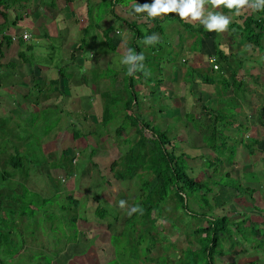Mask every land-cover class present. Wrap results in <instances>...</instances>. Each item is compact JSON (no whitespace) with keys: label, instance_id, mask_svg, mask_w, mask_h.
<instances>
[{"label":"rangeland","instance_id":"374dc122","mask_svg":"<svg viewBox=\"0 0 264 264\" xmlns=\"http://www.w3.org/2000/svg\"><path fill=\"white\" fill-rule=\"evenodd\" d=\"M34 1L36 5H49L47 13L45 14L49 15L50 11H52V17H49L50 20L46 16L49 23H43L41 26L32 25L30 21H32L33 18H35V14L38 13V8L32 6L35 5L33 4L34 2L27 3L28 5L22 3L19 8L14 10V13H9V18L13 19L15 15L21 12L24 13L27 10L28 15L24 17L25 19L17 22L21 28L27 29V31L21 32V34L25 33L27 35L25 41L32 45V49L25 51V58L30 61L32 60L33 64L41 70V72L35 70V77L41 80L35 81L33 87L27 91L29 96L26 98L28 99L26 103H29V100L34 97L38 99L43 93L52 91L54 92V98L51 99L46 106L40 105L41 110L45 109L44 111L25 116L21 115L15 122L27 125L31 132L28 137L23 139L18 138L20 145H22V147L19 148L22 154V167L14 170L4 159V165H0L2 169L0 176L1 173L3 174V171L9 175V178L5 177V182H0V189L8 188L7 192L0 194L3 211L5 210V214L7 215L13 212L12 209L16 211V213L20 212L22 207H27L29 203L27 202L28 200H34L35 203L33 206L38 210H35L33 213L31 210L26 209V215H34V218L30 220V224L35 223V226L41 231L39 235H36L38 239L33 242V246L36 250H41V252L48 251L53 255L52 259L55 261L50 264H104L116 257H121L123 254L121 251L122 247H126V240L122 239L118 243H113L110 241V235L120 233L124 225L125 216L128 215V210L126 214L122 213L119 215L117 221L114 222V218L111 214H106L103 218L98 217L96 215L97 213H95L97 205L101 200L106 203L105 205L110 204L111 206L116 205L117 207L119 201L124 200L126 201L125 207L128 208L130 206V201H134L133 196L139 193V185L132 183L134 178L130 180H119L115 178L113 170L110 169V164L116 157L115 150L117 148V142L115 139H117V135L115 129L123 119L124 112L120 111L118 114L115 113L113 115V110L107 109V107L111 109L108 102V98H110L109 95L105 93L102 95L103 92H109L110 96L114 98L117 88H122L123 86L125 71L122 70L120 60L123 54L130 49L128 47L129 39L127 37H129L132 32L125 24L124 26H120L119 23L121 22L116 21L112 14H108L102 19V14L105 12L100 13V10L107 7L103 5L102 8H99L101 6L100 0ZM151 2H153V0H136L134 4H150ZM50 5H52L53 8ZM132 5L133 4H130L129 7L123 8L116 7L115 13L125 17L129 21L137 20L143 15H147V13H135L132 9ZM90 6H92L94 13V16L91 17L87 15ZM206 7L211 11L221 12V7L219 9H212L210 5H206ZM28 10H30V12ZM39 10L43 11L42 5L39 7ZM45 12L46 11H44V13ZM230 15L231 14L228 16L231 17ZM141 20H143V18ZM189 23L195 26L199 25L198 21ZM89 25L91 27H86ZM176 25L178 26V23L175 19L167 18L164 24V30L168 35L167 39L172 42V50L174 46L172 54L168 56L167 59L172 60L175 57L177 58L170 62L162 60L160 67L164 71L160 74L151 71L155 73L151 74L150 77L155 76L161 80V83L158 84L157 87H150L148 81L144 80L143 77L136 79L135 82L139 96L143 99L141 105L135 112L139 113L142 117H146L153 108L156 107V109H158L160 103L164 104L168 102L170 103V108L166 112L158 111L154 114V120H158L161 126H163L161 121L167 118L166 127H168L170 123L175 124V122L179 120L178 116L169 117L171 110L174 111V114H183L185 110L198 115L199 113H203V105H207L208 108L211 106L215 109L217 107V97L219 96H223L222 102H226V104L229 102L228 97L233 98L230 103L236 102L237 99L240 98L238 95L235 96L232 94V91H228L226 95L220 90L222 83L218 82L219 72L217 70H211V65L206 54V58L202 56L204 53L214 52L212 41L207 44L204 51L201 48L200 53H195L193 47H191L194 38H192L190 34L184 32V34H187L186 40H183L185 48L176 51L177 48L180 47L176 45L180 41V35L173 34ZM107 28L110 29L111 35H114V31L118 33L116 31V28H118L121 34L118 33L119 35H117L115 33L114 36L117 38L123 37L124 39L115 42V50L104 52L103 48L105 46L103 43L104 38L102 36V31H106ZM28 31L32 32L31 34L33 35ZM208 33L211 40L210 34L213 35L214 32ZM218 36L219 33L216 32L213 37L217 39ZM86 37L87 43L84 44L83 52L81 51L80 55H75L74 60H72L74 49L82 44V39ZM216 41H218V39ZM205 42L204 38L203 43ZM23 49H26L25 46H20L18 51ZM229 49V52L233 53L237 48L235 45L234 47L230 45ZM249 51L250 53H254V56H258L257 53L254 51L252 52L251 49ZM17 54H15V56L16 60H19L21 63L20 72L22 79L28 81V76L34 74H29V65L25 64ZM244 55L246 57H244ZM244 55H242L243 57L241 60L243 65L239 67L238 71L239 73L243 71V75L247 73V66L252 63L251 57L253 56H250L248 53ZM240 56L241 55L236 54V58ZM184 58L187 59L189 65L199 68L201 70L199 72H206L209 76L214 77L216 79L214 82L216 83L212 85H202L198 83V79H196L194 83L190 84V82H188L184 84L186 67L184 66L185 64L181 65L179 63ZM68 59L69 61L67 62ZM175 61H178V63L172 67V63ZM207 65L209 66L208 68ZM235 65H237V62ZM63 66L64 88H59V91L58 89L54 90L53 86L49 85L50 80L53 78H61V75L58 73V68L56 67L61 68ZM34 69H32V72ZM192 75L194 76L197 74L193 73ZM263 79L264 69H262L260 74L252 75L251 78L246 75L244 81L247 85L246 90L249 92L248 95L245 94V101L249 100V103L246 102L247 105L244 104L240 107H227L228 109L224 107L226 112H234L233 117L239 119L235 121L230 128L225 130V133L231 136L232 139H239L241 137L245 139L256 138L259 139L261 143L260 146L264 143ZM122 89L124 90V87ZM253 90H256V92ZM20 91L25 93L26 87H21ZM61 91L64 95L61 94ZM123 93L125 94V91H123ZM180 93L183 95L182 100L179 97ZM158 95L162 97L157 99ZM239 95L242 96L243 91L239 93ZM117 105H122V101ZM3 107L6 114L10 116L12 115L11 112L19 111V109L9 110V107L6 105H3ZM161 107L164 108L163 106ZM221 108L223 109V106H221ZM104 111L107 112L106 118L112 117L106 124L101 122ZM7 115L0 118V135L2 134L5 138L8 137V140L13 141L11 143L7 142L8 144L6 145L8 147L10 146L9 152L12 151L14 154L15 149L18 147L16 144V137H18L19 131L16 132L13 130V134H8L10 128L13 126L12 122L14 119L12 121ZM241 121H243L242 123L244 125H248V130L239 129L241 127ZM89 130L92 134L73 138L74 132L86 134ZM184 130V128H180L177 129V132L180 136L186 137ZM45 131H47V134L44 137H40ZM133 132V127L126 128L121 132L118 138L122 140L124 137L131 136ZM33 133H35V136ZM100 134L103 135V138L94 140V137ZM108 134L110 135L108 136ZM21 136H25L23 132ZM54 139H56V141H53ZM43 143L45 144L42 145ZM177 143L180 145L179 142ZM228 143L232 144V141L230 140ZM2 144L3 140L0 142V145ZM95 144L99 152L93 155L91 159L97 164L100 173L97 172L96 167L92 166V160H89L91 148L92 146L95 147ZM121 144L124 143L121 142ZM123 146H126V144ZM6 150L3 153L5 159ZM180 150L182 151V149ZM261 150L262 151L255 153V156H257L255 157L249 155L246 148L239 144L237 146V154L233 165L222 169V172H230L231 176L229 178L223 177V180L232 186L221 188L214 186L212 195L214 197L213 202L215 203V208L213 211L226 212L227 210L229 215H233L234 218L241 221L240 223L246 227L244 228L241 225L244 231L240 232L242 235L239 239L240 242L237 241L238 245L232 247L228 254L220 256L219 260H216L218 264H249L252 260H255L254 262L258 264H264V243L261 242V240L264 241V233L260 232L264 230V226L262 225L264 224V149ZM44 151L46 152L41 155V152ZM104 152L107 153L103 154ZM202 152L206 153L208 151L204 150ZM187 162L189 166L194 168L192 170L194 174L191 172V175H195L198 179L204 177L198 168L201 160L192 159L190 157ZM60 164L63 165L62 168ZM87 166H89L90 172L80 176L79 171H83ZM71 170H73L75 174H71ZM7 174L5 176H7ZM102 176H105V180L101 178ZM50 177L51 179L49 180L48 178ZM6 180H9V182ZM136 181H138V178H136ZM209 181L212 187V179ZM18 183L25 185H18ZM23 190H28L29 193ZM22 192L25 194V197H18ZM31 192H36L41 198H44L46 201L48 200V204H45V206L51 207H49L47 211L44 209L41 210L40 206H42V204L36 202L37 195L31 196ZM55 192L57 194H55ZM119 192L123 194H119ZM239 192H241L242 195L239 194ZM70 193L73 195V198L77 199V206L75 208L73 207L74 205L69 203L66 199V196ZM96 194L98 196L97 198H95ZM241 196L242 201L238 200ZM189 203L191 204L190 198ZM196 203V200L192 203L195 211L198 210ZM60 205L64 207V211L60 210ZM254 207H258V209ZM160 209L163 210L162 207ZM166 209L168 210V208ZM111 210H113V208L108 209V213H110ZM74 214H76L78 218V225L76 226L78 229L76 233L77 239L76 241L67 242L69 238L68 235H71L73 230L70 229L69 224L66 226V223H68L67 219H70L71 215ZM175 214L179 215V217ZM152 216L155 217L154 213ZM247 216L248 219L246 220L252 221V226L256 228V237L255 235L253 236L252 227L250 228L248 225L249 222H242L241 218ZM188 217H190L189 221L196 225L195 220H193L194 217L185 216L179 211L171 214V225H165L163 228L161 222L158 221V234H160L161 237H164V235L168 236L169 240L176 245L175 248H171L167 251L168 255L172 254V261L175 260L176 254L179 255L180 249L184 248L190 241L191 235L185 237L180 230L183 223L182 221ZM202 222L203 221H201V223ZM51 227H53V232L50 231ZM56 228L63 229L64 239L66 237L65 233L67 234L69 232L66 238L67 243H65L64 247L61 249L55 246L50 240L54 233H56ZM58 232L60 233L59 230ZM24 236L27 237L28 235L24 234ZM146 238H149L148 235H146ZM145 242H148V240ZM26 243L27 242H25V244ZM229 244V238H225L222 242V246L226 248H229ZM192 246L197 247L198 245L193 243ZM26 247L20 249L19 252L22 253L25 249V252L30 255L29 250L33 252L34 249H27ZM117 248L118 253L115 252ZM130 252L129 245L128 252L127 254L125 253L126 255L124 258L130 256ZM36 256L37 254H35L37 263L43 260L38 259ZM161 262L162 260L160 264ZM20 263L35 264V261L34 259L31 260L30 256H23V258L19 256L15 258L12 256L2 260V264ZM44 263L45 261L42 264ZM110 264H112V262ZM120 264H125V261L120 260ZM127 264H141V261H138V259H129Z\"/></svg>","mask_w":264,"mask_h":264},{"label":"trees","instance_id":"16d2710c","mask_svg":"<svg viewBox=\"0 0 264 264\" xmlns=\"http://www.w3.org/2000/svg\"><path fill=\"white\" fill-rule=\"evenodd\" d=\"M27 1L28 0H0V13L4 18V22L0 26V32L3 33L8 28L7 16L9 10L16 5L25 3ZM100 1L101 6L99 8H102L103 5L107 7L100 10V13L105 12L102 14V19L108 14H112L116 21L121 22L119 23L120 26H124L125 24L132 32L131 35L127 37L129 39L128 47L136 53H143L145 56V60L143 62L145 65L144 70L137 71L132 75L128 74L127 66L122 65V70L125 71L124 83L122 86V88L124 87V90L122 88H117L114 98L113 96H110L109 92L102 93V95H104V93L109 95L110 98H108V102L111 109L108 107L107 109L113 110V115L115 113L118 114L120 111L124 112L123 119L115 129V133L117 135V139H115L117 142V148L115 150L116 157L111 162L110 169L113 170L115 178L119 180H130L134 178L132 183L139 185V193L133 196L134 201L132 200L130 203L127 202L130 206L123 209L119 205L117 206L118 208L116 205H105L106 203L100 200L95 213H97L96 215L100 218H103L106 214H111L115 222L118 219L117 217H119V215L122 213L126 214V211L130 207L139 206V208L142 210L133 213L131 216L126 215L124 219V225L120 233L110 235V241L113 243H118L122 239L126 240V247H122V251L119 250L121 253H123L121 256L123 258L116 257L110 262L108 261L104 264H110L111 262L112 264H120V260L125 261V264H127L129 259H138V261H141V264H160L161 260V264H218L216 260H219L220 256L228 254L232 247L238 245V242H240L239 239L242 236L240 232L244 231L242 228L244 226L240 223L241 221H238L233 217V215H229L227 210L226 212L213 211L215 208V203L213 202L214 197L212 195L214 186H217L218 188L232 186L223 180V177L229 178L231 176L230 172H222V169L233 165L237 154V146L239 144L246 148L249 155L255 156V153L262 151L261 149H264V143L262 146H260L261 143L259 139L256 138L245 139L241 137L239 139H232L231 136L225 133V130L228 127L230 128V126H232L235 121L239 120L238 118L235 119L233 117L234 112L230 113L224 110V107H226V109L229 107L232 108L233 106L237 107L236 102L230 103L233 98L229 97V102H227L228 104H226V102H222L223 96L217 97V107L215 109H213L211 106L208 108L207 105H203V113H199L198 115L185 110L183 111V114H174V111L170 109L171 111L169 113V117L178 116L179 120H177L175 124L170 123L168 127H166L167 118H165L164 121H161L164 127L158 123V120H154V114L156 112H166L170 108V103L168 102L164 104L160 103L158 105V109H156V107L153 108L146 117H142L139 113H136L135 110L139 108L143 101V99L139 96L138 89L136 88V79L143 77L144 80L148 81L150 87H157V85L161 83V80L155 76H153L154 78L150 77V75L154 74L155 72L160 74L162 71H164L160 67L162 60H167L170 62L177 58L175 57L172 60L167 59V57L172 54L174 46L172 50V42L167 39L168 35L164 30L166 19H175L179 26L178 27L176 25V28L174 27L173 31V34L180 35V41L176 44L180 47L177 48L176 51H180L185 48L183 40L185 41L187 34H190V36L194 38L193 42L191 43V47H193L195 53H200L202 48V38L208 37L209 33H207V30L201 26V24L195 26L189 22H185L176 13L164 15L162 18H150L148 15H143L141 18L131 21L115 13L116 7H129L130 4H134L136 0ZM220 7L222 12L226 14H232L231 23L228 27V30L231 32L232 36L236 37L239 35V38L247 43L252 51L259 54H264V11L252 9L251 11H246L243 14H236L235 9L229 10L223 5ZM24 13L21 12L14 16L13 23H16L22 19ZM93 14V8L90 6L88 8L87 15L91 17L94 16ZM142 18L143 20H141ZM86 27L91 26L89 25ZM116 31L121 34V31L119 32L118 28H116ZM184 32L187 34H184ZM115 33L116 32L114 31V35ZM118 33L116 34L119 35ZM153 33L159 36V42L153 45L141 43V41L146 36H150ZM109 34L111 35V31L108 28L106 31H102V36L104 38L103 43L105 46H103L104 52L115 50V42L124 39L123 37L117 38L114 35L110 36ZM2 37L7 42H11L10 35L2 34ZM18 39L20 46H25L26 49L19 50L17 55L24 62H31V64H33L32 60L30 61L29 59L25 58V51L32 49V45L25 43V40L21 37V35L18 37ZM86 41L87 37L83 38L82 44L78 45L74 49V52L72 53V60H74L75 55H80L81 51L84 49V44L87 43ZM220 45V42L214 40V52L206 54V56H208V61L211 58L214 60L213 62L209 61L211 70H217L219 72L218 82L222 83L220 90L223 93L227 95L228 91H232V94L235 96L238 95L240 97L239 93H242L243 91L241 98L244 100V93L246 91L244 90V76L241 72H238L239 67L243 65V62L241 61L243 56L241 55L239 58H236V54H227L223 51ZM244 57L246 56L244 55ZM68 61L69 59L67 62ZM235 61L237 62V65H235ZM176 63H178V61L172 63V67H174ZM179 63L181 65L185 64L184 66L186 67L184 84H187L188 82H190V84L194 83L196 79H198V83H201L202 85H212L216 83L214 82L216 80L214 77L209 76V74L206 72L201 73L199 72L201 71L199 68L189 65L186 58L182 59ZM214 65H217V68H214ZM56 68H58L59 75L64 76V66L61 68ZM151 71L155 72L153 73ZM193 73L197 75L193 76ZM50 81L54 84L58 83V79H52ZM123 91H125V94ZM47 93L53 95L52 92ZM47 93H43L44 97L46 98L47 96H50ZM159 97L162 96L158 95L157 99H159ZM179 97L181 100L183 99L182 93L179 94ZM262 99L264 100V96H262ZM120 101H122V105H117ZM119 106L121 110L119 109ZM221 106H223V109ZM37 107V112L45 110H41L39 103L37 104ZM106 114L107 112L104 111L103 119H101V122H104V124H106L107 121H110L112 118H106ZM129 127H133V134L131 136L124 137L122 140H119L118 137L120 136L121 132ZM180 128L185 129L184 132L186 137L182 135L180 136V134L177 132V129ZM239 129L248 130V125H244L241 122V127ZM13 130L16 132L19 131L17 136L21 139L28 137L31 132L27 125L19 123H17V125H13L8 133H13ZM22 132L25 136H21ZM33 134L35 136V133ZM46 134L47 131H45L40 137H44ZM87 134H92V132L90 130L86 132V134L74 132L73 138H79ZM109 135L110 134H108V136ZM99 138H103V135L100 134L99 136H95L94 140H98ZM230 140L232 141V144L228 143ZM53 141H56V139ZM121 142L126 144V146H123L124 144H121ZM177 142H179L180 145H178ZM97 148V145L95 147L92 146L89 160H92L91 158L93 155L98 154L99 149L97 151ZM180 149H182V151ZM204 150L208 152H202ZM45 152L46 151L41 152V155H43ZM106 153L107 152H104L103 154ZM190 157L192 159L201 160V162H199L198 168L204 175L203 178L198 179L195 175H191V172L194 168L188 165L187 160ZM21 159L22 154L17 147L15 149V153L9 156L7 162L12 169L16 170L17 168L22 167ZM62 166L63 165H61V168ZM92 166L97 168V164L93 160ZM89 169V166L85 167L83 171H79V175H86L90 172ZM97 172L100 173L98 168ZM71 174H75V172L71 170ZM192 174H194V172H192ZM101 178L105 180V176H102ZM136 178H138V181H136ZM48 179L50 180L51 177ZM211 179L212 187L210 186L209 181ZM23 191L29 193L28 190ZM121 193L122 192H119V194ZM30 194H32L31 196L37 195L36 199L38 201L36 199L35 200L37 203L42 204V206H40L41 210L44 209L47 211L49 207H51H46L45 204H48V200L46 201L44 198H41L36 192H31ZM55 194L57 193L55 192ZM239 194L242 195L241 192H239ZM18 197L24 198L25 194L22 192ZM97 197L98 196L96 194L95 198ZM189 198L191 204L189 203ZM66 199L69 201V203L74 205V208L77 206V199L73 198L71 193L66 196ZM238 199L242 201V196ZM1 200L2 199L0 196V221L3 220L2 218H4L6 221H11L15 212H11L12 215L2 214L1 211H3V205ZM195 200L197 201V211H195L192 206V203ZM27 202H29L27 207H22L20 211L23 216L25 215L28 217V219L32 220L34 215H26V209L31 210L33 213L38 209H36L35 206L32 207L35 203L34 200H28ZM161 207L163 210L160 209ZM59 208L62 211L65 210L62 205H60ZM110 208H113V210L108 213V209ZM166 208H168V210ZM254 208L258 209V207ZM177 211L183 213L185 216L188 215L194 217L193 220H195L196 225L189 221L190 217L182 221V227L180 228L181 232L185 237L187 235H191V237L187 245L180 249L179 255L176 254L175 260L172 261V254L168 255L167 251L171 248H175L176 245L169 240L168 236L164 235V237H161L160 234H158V221L161 222L163 228L165 225H171V214H174ZM153 213L155 217L152 216ZM175 215L179 217V215ZM241 219L243 223L247 221L249 222L248 225L250 228L252 227L253 236L255 235L256 237L257 231L256 228L252 226L253 222L246 220L248 219V216ZM67 220L68 223H66V226L69 224L70 229L73 230V233L71 235H68L69 232L67 234L65 233V241L67 235L69 237L67 242L76 241V233L78 232L76 226L78 225V218L76 214H74L71 215L70 219ZM200 220L203 222L201 223ZM262 225L264 226V224ZM50 231L53 232V227L50 228ZM38 232H40V230H38V227L36 226H32V228L24 226L20 230V238L18 240H13V237L16 235L15 232L12 234L11 232H6L0 229V264H2V260L4 258L6 259L12 256L15 258L18 256L20 258H23V256H30L31 260L34 259L35 264H42L44 261V264H50L51 262H54L55 260L52 259L53 255L50 254V252H41V250H36L34 247L29 248L34 249L33 252L32 250H29L30 255L25 252V249L24 252H19L20 249L24 248L21 246L24 243V240L28 239L27 237L31 238L29 242H31V240L34 242L37 240H34L33 235H39ZM261 232L264 233L263 231ZM24 234H27L28 236L25 237ZM146 235H148L149 238H146ZM63 236L64 233L63 235L54 233L52 236V242L57 241V243L54 245H59L58 243H60V239ZM225 238H229L230 240L229 248L222 246V242ZM146 240H148V242H145ZM261 242L264 243L263 240H261ZM193 243L197 244L198 246H192ZM129 245L131 250L130 256L124 258L128 252ZM115 252L118 253V248ZM35 254H37L36 257L38 259L43 260L37 263ZM254 261L255 260H252L249 262V264H258Z\"/></svg>","mask_w":264,"mask_h":264},{"label":"crops","instance_id":"0c3cea01","mask_svg":"<svg viewBox=\"0 0 264 264\" xmlns=\"http://www.w3.org/2000/svg\"><path fill=\"white\" fill-rule=\"evenodd\" d=\"M32 2H34L33 4H35L34 0H32V1L28 0L25 3L29 4V3H32ZM25 3H23V4H25ZM41 5H42L43 11L39 10V7ZM20 6H21V4L16 5L15 7H13L12 9L9 10L8 16H7V18H8V28L3 33L0 32V118H2L3 116L7 115L5 110H4L3 105H6L7 107H9V110L10 109H15V110L19 109V111L11 112L12 113L11 116L7 115V116H9L11 118L12 121L14 119V121L12 122L13 125H17V123H15V122L17 121V119L21 115L25 116V115L35 114L38 111V107H37L38 103L41 106H46L51 101V99L54 98V92L52 91L53 95H50V94L47 93L48 95H50V96H47V98L44 97V95H41L38 98L39 100L36 97H34L31 100H29V103H26L28 101V99H26V98L29 96L27 91L31 87H33V85L35 84V81H38V80L40 81L41 80L40 78H36L35 77V74H36L35 70H38V72H41V70L38 69L35 64H31L29 62L28 63L25 62V64L29 65V71H28L29 74L33 73L34 75L28 76V78H29L28 81L22 79V75H21V72H20L21 63H20L19 60H16L15 54L18 53L17 51H18V48L20 47L18 37L21 35V32L27 31V29L21 28V26L17 22L25 19L24 17L26 15H28V12L26 10L25 13H24V16L22 17V19H20L16 23H13V19L9 18V13H11V14L14 13V10L19 8ZM32 6L34 8H38V13L35 14V18H33V20L30 21L32 23V25L33 26H35V25H40L41 26V25H43V23L44 24L49 23V20H50L49 17H52V11H50L49 15H45L47 13V9H48L49 5H45V4L36 5L35 4V5H32ZM50 6L52 7V5H50ZM251 10H252V8L245 7L244 9L240 10L239 14H243L246 11H251ZM28 11L30 12V10H28ZM44 11H46V12L44 13ZM222 13L224 15H227V16L229 15V14H226L224 12H222ZM46 16L49 18V20L46 19ZM230 16L232 17V14ZM3 22H4V18L2 16V14L0 13V26L3 24ZM25 22H28V21H25ZM28 32L30 34L32 33L30 31H28ZM208 32L209 31H207V33ZM215 33L216 32H214L213 35L210 34L211 35L210 36L211 40H210L209 36L202 38V49H203V51H204L205 47L207 46V44L210 41H212V44H213V41L214 40L216 41L218 39V42L221 43L220 47L227 54H228V52L230 50L229 49L230 45H232L233 47L235 45L236 48H237L236 51L233 52V54L244 55L245 53H248L250 56H252L254 54V53H250V51H249L251 49L250 46L247 43H245L244 41H242L239 38V35L236 36V37H233L231 32L229 30H227L226 32L219 33V36L217 37V39L216 38L214 39L213 36H214ZM2 34L10 35L11 36V42H7L6 40H4V38L2 37ZM31 35H33V34H31ZM13 37H14V39H13ZM204 38H205V41H206L205 43H203ZM24 42L27 43L26 41H24ZM231 42H232V44H231ZM251 51H252V49H251ZM205 54H210V53H204L202 55V56H204V58H206ZM229 54H230V52H229ZM257 55L258 56H254L253 55L251 57L252 63L247 66V70L248 71H247V73H245V75H243L244 76L243 80H245L246 75L249 76V78H251L252 75L254 76V75L260 74V72H262V69H264V54L257 53ZM208 67L209 66L207 65V68ZM32 69H34L33 72H32ZM241 72L243 74V71H241ZM60 77L61 78L58 79V83H56V84L51 83V81H50L49 85L53 86L54 90L58 89V91H59V88H64V82H63L64 81V77L63 76H60ZM53 79H56V78H53ZM66 80L68 82L67 78H66ZM21 87H24V88L26 87L25 93H22L20 91ZM246 89H247V85L245 83L244 90H246ZM253 91L256 92V90H253ZM248 92L249 91L246 90L244 95L245 94L248 95ZM61 94L64 95V93H62V91H61ZM245 98H246V96L244 97V100H242V98L240 96V98L237 99V101H236L237 107L243 106L244 104H246V102L249 103V100L245 101ZM241 122H243V121H241ZM8 134L11 135L13 133H8ZM3 137H4V135L1 134L0 135V142L3 140V144L0 145V165L1 164L4 165L3 159L5 160L6 163H8L7 159L9 158V156H11V154H13L12 151L9 152L10 146L8 147L6 145V144L11 143L13 141L12 140H8V137H6V138L5 137L3 138ZM10 138H11V136H10ZM16 144L18 146V150L21 152V150L19 148H21L22 145H20V141H19L18 137H16ZM44 144L45 143H43L42 145H44ZM5 150H6V159H5V156L3 154ZM255 157H257V156H255ZM251 165H253V164H251ZM1 171H2V169L0 168V172ZM6 174L7 173L5 171H3V174L1 173L0 182L1 181L5 182V177L9 178L8 174H7V176H5ZM6 181L9 182V180H6ZM18 185H25V184L18 183ZM7 191H8V188L7 189L1 188L0 189V194L3 193V192H7ZM32 207H34V206H32ZM12 211L15 212L13 219L11 221H6L4 218H2L3 220L0 221V229L4 230L6 232H11L12 234H14V232H15L16 235H15V237H13V240H15V239L18 240L20 238V230H21V228L24 227V226H28V227L32 228V226H35V223H31L30 224V220L31 219H28V217L25 216V215L23 216L21 214V211L17 212V213L13 209H12ZM1 212H2V214L6 215L5 214V210L1 211ZM58 230L60 231V233L58 232ZM261 231L264 232V230H261ZM57 232L59 233V235H62L64 233L63 229H57L56 228V233ZM38 234H39V232H38ZM33 237H34V240L38 239L37 236L33 235ZM30 239L31 238H28V239L24 240V243L22 244L21 247L23 248V247H26L27 245H28L26 247L27 249H29L31 247H34L33 246V242L34 241L31 240V242H29ZM50 240L52 241V238ZM55 240H57V239H55ZM25 242H27L28 244L27 243L25 244ZM56 243H57V241L54 242L53 244H56ZM65 243H67V242L65 241L64 236H63L60 239V243H58L59 245H55V246H58L61 249V248L64 247Z\"/></svg>","mask_w":264,"mask_h":264},{"label":"clouds","instance_id":"9594fccd","mask_svg":"<svg viewBox=\"0 0 264 264\" xmlns=\"http://www.w3.org/2000/svg\"><path fill=\"white\" fill-rule=\"evenodd\" d=\"M206 5H210L212 9H219L223 5L229 10L235 9L236 14H239L240 10L245 7L264 11V0H153L150 4H133L132 9L137 14L147 13L150 18H162L164 15L177 13L185 22L198 21L209 32H226L231 23V18L222 12L209 10ZM157 42H159V36L155 33L146 36L141 41L146 45H153ZM144 60L143 53H136L129 49L123 54L120 63L126 65L128 74L132 75L137 71L144 70ZM119 206L122 209L125 208L126 201L120 200ZM137 211L142 210L139 206H133L128 209V215L131 216Z\"/></svg>","mask_w":264,"mask_h":264},{"label":"built area","instance_id":"2783aa9c","mask_svg":"<svg viewBox=\"0 0 264 264\" xmlns=\"http://www.w3.org/2000/svg\"><path fill=\"white\" fill-rule=\"evenodd\" d=\"M21 37L25 40V38L27 37V35L25 33L21 34ZM14 39V37H13ZM210 62H213V58L209 59ZM214 68H217V65H214Z\"/></svg>","mask_w":264,"mask_h":264}]
</instances>
